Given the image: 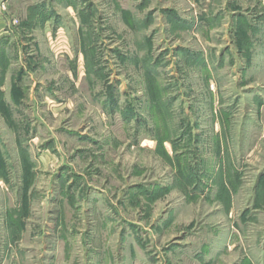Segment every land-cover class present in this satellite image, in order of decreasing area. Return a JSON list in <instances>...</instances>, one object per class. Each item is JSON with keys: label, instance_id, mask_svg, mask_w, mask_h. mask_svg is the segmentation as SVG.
Masks as SVG:
<instances>
[{"label": "rangeland", "instance_id": "rangeland-1", "mask_svg": "<svg viewBox=\"0 0 264 264\" xmlns=\"http://www.w3.org/2000/svg\"><path fill=\"white\" fill-rule=\"evenodd\" d=\"M0 264H264V0H7Z\"/></svg>", "mask_w": 264, "mask_h": 264}, {"label": "built area", "instance_id": "built-area-1", "mask_svg": "<svg viewBox=\"0 0 264 264\" xmlns=\"http://www.w3.org/2000/svg\"><path fill=\"white\" fill-rule=\"evenodd\" d=\"M5 11H7V0H0V20L3 19Z\"/></svg>", "mask_w": 264, "mask_h": 264}]
</instances>
